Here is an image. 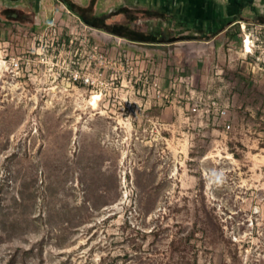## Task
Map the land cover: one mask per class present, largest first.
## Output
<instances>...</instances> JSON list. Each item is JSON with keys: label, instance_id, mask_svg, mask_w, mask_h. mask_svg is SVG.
<instances>
[{"label": "rangeland", "instance_id": "374dc122", "mask_svg": "<svg viewBox=\"0 0 264 264\" xmlns=\"http://www.w3.org/2000/svg\"><path fill=\"white\" fill-rule=\"evenodd\" d=\"M228 10L122 8L133 40L0 20V264H264V72L234 24L264 2Z\"/></svg>", "mask_w": 264, "mask_h": 264}, {"label": "crops", "instance_id": "0c3cea01", "mask_svg": "<svg viewBox=\"0 0 264 264\" xmlns=\"http://www.w3.org/2000/svg\"><path fill=\"white\" fill-rule=\"evenodd\" d=\"M74 4L79 12L71 11L61 0H0V20L29 21L30 29L37 31L47 27L51 22L65 23L74 16L83 27L101 32L102 22L107 27L123 28L126 35L129 27L125 24L122 8H137L156 19L163 18L184 26L186 30L203 32L211 29L210 25L223 20V15L233 6V12H244V8L253 6L254 0H67ZM264 2V0H262ZM120 10L118 14H115ZM82 11V12H81ZM114 12V14H113ZM70 14V15H69ZM72 15V16H71ZM124 20V21H123ZM223 22V21H222ZM108 31V30H107ZM101 32L116 37L113 32ZM145 41L138 39L139 44H149L145 31H135ZM195 32V33H196ZM123 35L119 36L122 37ZM147 36V37H146ZM125 37V36H123ZM125 39V38H124ZM151 42H154L152 40ZM158 43V42H155Z\"/></svg>", "mask_w": 264, "mask_h": 264}, {"label": "built area", "instance_id": "2783aa9c", "mask_svg": "<svg viewBox=\"0 0 264 264\" xmlns=\"http://www.w3.org/2000/svg\"><path fill=\"white\" fill-rule=\"evenodd\" d=\"M234 24L240 27V56L246 69L252 74L264 72V22L238 20ZM92 58L104 61L102 54ZM77 77L75 76L74 79ZM84 82H89L90 78L85 77Z\"/></svg>", "mask_w": 264, "mask_h": 264}, {"label": "trees", "instance_id": "16d2710c", "mask_svg": "<svg viewBox=\"0 0 264 264\" xmlns=\"http://www.w3.org/2000/svg\"><path fill=\"white\" fill-rule=\"evenodd\" d=\"M61 1H63L71 11H76V12L80 11V9H78L74 4L68 2L67 0H61ZM126 36L129 37L131 40H133L130 35L126 34ZM140 39H141V41H145L146 40L145 37H141ZM153 40H154V42H163V41H161V39L159 37H156V38L154 37ZM175 40L176 39H170L168 42H173Z\"/></svg>", "mask_w": 264, "mask_h": 264}, {"label": "bare ground", "instance_id": "6f19581e", "mask_svg": "<svg viewBox=\"0 0 264 264\" xmlns=\"http://www.w3.org/2000/svg\"><path fill=\"white\" fill-rule=\"evenodd\" d=\"M99 99V96L98 95H94L93 97H92V104L93 105H96V101Z\"/></svg>", "mask_w": 264, "mask_h": 264}]
</instances>
